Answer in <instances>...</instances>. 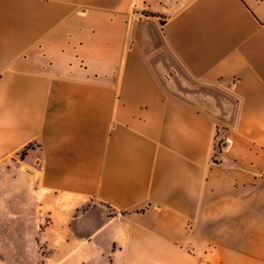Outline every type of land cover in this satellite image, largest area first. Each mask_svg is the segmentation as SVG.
Instances as JSON below:
<instances>
[{
  "label": "crops",
  "instance_id": "crops-1",
  "mask_svg": "<svg viewBox=\"0 0 264 264\" xmlns=\"http://www.w3.org/2000/svg\"><path fill=\"white\" fill-rule=\"evenodd\" d=\"M0 264H264V0H0Z\"/></svg>",
  "mask_w": 264,
  "mask_h": 264
}]
</instances>
